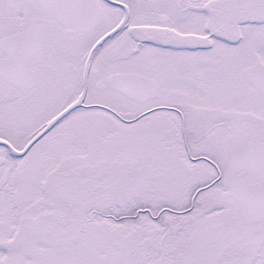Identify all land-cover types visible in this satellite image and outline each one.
<instances>
[{
	"label": "snow or ice",
	"instance_id": "snow-or-ice-1",
	"mask_svg": "<svg viewBox=\"0 0 264 264\" xmlns=\"http://www.w3.org/2000/svg\"><path fill=\"white\" fill-rule=\"evenodd\" d=\"M0 264H264V0H0Z\"/></svg>",
	"mask_w": 264,
	"mask_h": 264
}]
</instances>
